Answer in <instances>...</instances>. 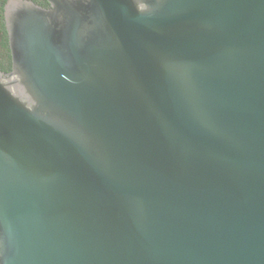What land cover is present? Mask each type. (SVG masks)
Returning a JSON list of instances; mask_svg holds the SVG:
<instances>
[{
	"label": "water",
	"instance_id": "95a60500",
	"mask_svg": "<svg viewBox=\"0 0 264 264\" xmlns=\"http://www.w3.org/2000/svg\"><path fill=\"white\" fill-rule=\"evenodd\" d=\"M9 0L0 264H264V0Z\"/></svg>",
	"mask_w": 264,
	"mask_h": 264
},
{
	"label": "flooded vegetation",
	"instance_id": "af4514ba",
	"mask_svg": "<svg viewBox=\"0 0 264 264\" xmlns=\"http://www.w3.org/2000/svg\"><path fill=\"white\" fill-rule=\"evenodd\" d=\"M35 4L43 7L50 8V4L47 0H29ZM9 0H0V62L7 65V72H10L12 68V56L9 46V37L5 22V7ZM5 72V71H4Z\"/></svg>",
	"mask_w": 264,
	"mask_h": 264
},
{
	"label": "trees",
	"instance_id": "16d2710c",
	"mask_svg": "<svg viewBox=\"0 0 264 264\" xmlns=\"http://www.w3.org/2000/svg\"><path fill=\"white\" fill-rule=\"evenodd\" d=\"M6 67H7L6 64H4L3 62L2 63L0 62V68L2 69V71H5L6 72L7 71V68Z\"/></svg>",
	"mask_w": 264,
	"mask_h": 264
}]
</instances>
